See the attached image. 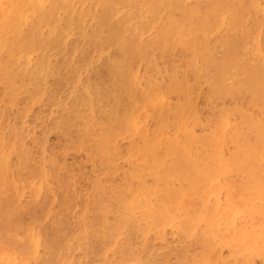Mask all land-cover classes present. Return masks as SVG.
Instances as JSON below:
<instances>
[{"label": "rangeland", "instance_id": "374dc122", "mask_svg": "<svg viewBox=\"0 0 264 264\" xmlns=\"http://www.w3.org/2000/svg\"><path fill=\"white\" fill-rule=\"evenodd\" d=\"M69 1L93 55L57 47L65 22L47 41L28 26L35 59L54 57L50 87L33 102L36 81L13 76L15 109L0 79V264H264V0ZM81 78L83 96L61 87ZM218 151L236 165L224 175Z\"/></svg>", "mask_w": 264, "mask_h": 264}, {"label": "bare ground", "instance_id": "6f19581e", "mask_svg": "<svg viewBox=\"0 0 264 264\" xmlns=\"http://www.w3.org/2000/svg\"><path fill=\"white\" fill-rule=\"evenodd\" d=\"M74 1V0H73ZM104 2L106 0H103ZM109 1V0H108ZM139 1V0H138ZM187 1V0H186ZM190 1V0H189ZM192 1V0H191ZM190 1V2H191ZM128 2V1H127ZM131 2V1H130ZM135 2V1H134ZM89 3V2H88ZM95 3V2H94ZM100 3V2H99ZM107 3V1H106ZM163 3V2H162ZM103 4V3H102ZM127 4V3H126ZM172 4V3H171ZM186 4V3H185ZM78 5V3H77ZM81 5V4H80ZM93 6V4H91ZM98 5V3H97ZM96 5V6H97ZM101 5V4H100ZM120 5V4H119ZM125 5V4H124ZM173 5V4H172ZM176 5V4H175ZM264 5V4H263ZM118 6V5H117ZM91 7V6H90ZM107 7V6H106ZM124 7V6H123ZM167 7V6H166ZM185 7V6H184ZM81 8V7H80ZM86 8V7H85ZM116 8V7H115ZM82 9V8H81ZM91 9V8H90ZM117 9V8H116ZM119 9V8H118ZM117 9V10H118ZM141 9V8H140ZM172 9V8H171ZM76 10L77 6L75 3L71 4L69 0H0V79H2L3 84H5L6 88L9 89L8 93H10V107L13 108L18 107L17 106V99L16 96L18 97V88L17 85L14 84V80H13V76H19V75H27L29 76L31 79H33L34 81H36V83L38 85H34L32 91H29V89L27 87L24 86V90L27 91L26 93H28V95L30 96V100L34 102V99H36L41 92H43V88L42 85H48L49 80L52 77V71H54V68L56 66H51L52 64V60L53 58L48 57L47 53L43 52L42 58L41 59H35V53L38 54V52H34L31 49V43H33V39L35 38L33 35H31V37L29 38H25L23 36V30L25 27H33L34 25H37V30L35 31L36 34L41 38L43 37L46 41L49 40L51 37L50 34L53 30V27L58 26V28H61V24L63 22H65L67 25H65L64 27L61 28V30L59 29L60 33V37H59V43L57 44L58 48L64 49L65 48H69V50H72L74 55L73 56H78V57H82L85 56V53L82 52L83 50L88 53V55H90V57L93 55L91 51H87V44L86 42H82V39L84 38L85 32H86V28L84 27V24L86 23V20L83 19V15L81 14L79 19H76ZM88 10V9H86ZM99 10V9H98ZM112 10V9H111ZM124 10V9H123ZM126 10V9H125ZM144 10V9H143ZM168 10V9H166ZM165 10V11H166ZM97 12V11H96ZM111 12V11H110ZM123 12V11H122ZM131 12V11H130ZM129 12V13H130ZM143 12V11H142ZM81 13V12H80ZM118 13V12H117ZM141 13V12H140ZM102 14V13H100ZM104 14V13H103ZM147 14V13H146ZM148 15V14H147ZM241 15V14H240ZM79 16V15H77ZM110 16V15H109ZM117 16V15H115ZM119 16V15H118ZM162 16V15H161ZM86 17V14H85ZM92 17V16H91ZM95 17V16H93ZM92 17V18H93ZM105 17V16H104ZM91 18V19H92ZM108 18V17H107ZM113 17H111L112 19ZM117 18V17H115ZM143 18V17H142ZM239 18V17H237ZM253 18V17H252ZM222 19V18H221ZM255 20V19H254ZM92 21V20H90ZM101 21V20H100ZM109 21V20H108ZM234 21V20H233ZM35 22V23H34ZM131 23V22H130ZM255 23V22H253ZM178 24V23H177ZM98 25V24H97ZM103 25V24H102ZM179 25V24H178ZM177 25V26H178ZM181 25V24H180ZM260 25V24H259ZM137 26V25H136ZM219 26V23L217 25V27ZM223 26V25H222ZM225 26V23H224ZM220 27V26H219ZM262 27V26H261ZM57 28V27H56ZM179 27H177L178 29ZM222 28V27H220ZM257 28V27H256ZM176 29V30H177ZM237 29V28H236ZM244 29V28H243ZM242 29V30H243ZM90 30V29H89ZM179 30V29H178ZM182 30V28L180 29ZM218 30V28L216 29ZM215 30V31H216ZM241 30V31H242ZM247 30V29H246ZM251 30V29H250ZM257 30V29H256ZM262 29H260L261 32ZM264 30V29H263ZM58 31V32H59ZM97 31V30H96ZM137 31V30H136ZM220 30H218L219 32ZM244 31V30H243ZM100 32V31H99ZM178 32V31H177ZM235 32V31H234ZM246 32V31H245ZM57 33V32H56ZM101 33V32H100ZM216 33V32H214ZM213 33V34H214ZM239 33V31H238ZM249 33V32H248ZM77 34L79 35V37H81L82 39L76 43H73L72 41L74 40V38L77 36ZM241 34H243L241 32ZM246 34V33H245ZM260 34V33H259ZM261 35V34H260ZM27 36V35H26ZM212 36V35H211ZM249 36V35H247ZM246 36V37H247ZM12 38L16 41L17 44H24V46L28 45V49H24V50H13V51H8L7 48L9 47V45L7 44V39ZM38 37V38H39ZM144 37V36H143ZM153 37V36H152ZM213 37V36H212ZM101 38V37H100ZM239 38V37H238ZM260 38V37H259ZM142 39V37H141ZM96 40V39H95ZM250 40V39H249ZM88 41V40H87ZM254 41V40H253ZM71 42V43H70ZM103 42V41H102ZM239 44H241V41L239 40ZM244 42V41H243ZM216 43V42H215ZM256 43V41H255ZM238 44V45H239ZM49 45V44H48ZM54 45V44H53ZM245 45V44H244ZM90 46V45H89ZM217 46V45H216ZM240 46V45H239ZM253 46V44H252ZM204 47V46H203ZM249 47V46H248ZM223 48V47H222ZM238 48V47H237ZM42 49V48H41ZM60 49V50H61ZM83 49V50H82ZM249 49V48H248ZM247 49V50H248ZM40 50V49H39ZM50 50V49H49ZM57 50V49H56ZM96 50V49H95ZM46 51V50H45ZM63 51V50H62ZM239 51V50H238ZM241 51V50H240ZM256 51H258L256 49ZM255 51V52H256ZM209 52V51H208ZM249 52V51H248ZM261 52V51H259ZM246 53V52H245ZM242 53V54H245ZM104 54V53H103ZM109 54V52H108ZM254 54V53H253ZM87 55V56H88ZM250 55V54H249ZM263 55V53H262ZM65 56V55H64ZM204 56V55H203ZM253 56V55H252ZM257 56V55H256ZM67 57V56H66ZM89 57V59L87 60L86 65L88 64L87 68H86V72H89V68H94V64L96 65L99 61L101 62V58L95 57L91 59ZM250 56H248L249 58ZM261 58V57H259ZM62 59V58H61ZM66 59V58H65ZM91 59V60H90ZM246 59V58H245ZM93 61V62H92ZM255 61V60H254ZM92 62V63H91ZM141 63V62H140ZM257 63V62H255ZM244 64V63H243ZM242 64V66H243ZM258 64V63H257ZM262 64V62L260 63ZM66 66V65H65ZM85 66V64H84ZM223 66V65H222ZM69 67V66H68ZM86 67V66H85ZM84 67V68H85ZM77 68V67H76ZM239 68V67H238ZM236 68V69H238ZM140 69V68H139ZM203 71V70H202ZM238 74L240 73V69L237 70ZM219 75L220 77L215 78L213 85L211 84L212 87V92L210 93V95H212V93H214L215 91H217L220 87H222L225 84V81H227V79L225 78V75L227 74V69L220 67L219 68ZM87 73H85L86 75ZM81 75V74H80ZM137 75V74H136ZM135 76V75H134ZM144 76V75H143ZM84 77V76H83ZM55 78V77H54ZM143 78V77H142ZM84 79V78H83ZM83 79H77L76 81L73 82H69L66 83L64 85H61V87H64L65 89L69 90L70 93H72L73 95H78L77 91H79V89H81L80 92V96H83L82 93H84L87 89V85L83 86L84 82ZM138 80V78H136ZM135 79V80H136ZM141 79V78H140ZM80 80V81H79ZM200 80V79H199ZM33 81V82H34ZM60 81V80H59ZM142 81V80H141ZM21 82V81H20ZM23 82V81H22ZM28 82V81H27ZM26 82V83H27ZM99 82V81H98ZM229 82V81H228ZM30 83V81H29ZM141 83V82H140ZM139 83V84H140ZM24 84V83H23ZM29 86V85H28ZM32 86V85H31ZM30 86V87H31ZM47 86H45L47 88ZM91 86V85H90ZM142 86V85H141ZM1 87V86H0ZM29 87V88H30ZM50 87V86H49ZM188 87V86H187ZM42 88V89H41ZM143 88V87H142ZM89 89V88H88ZM45 90V89H44ZM51 90L53 91V88L51 87ZM48 91V90H47ZM201 91V90H200ZM199 91V92H200ZM162 92V91H161ZM180 93L182 95L183 99L187 98V95L189 93V90L185 88H181L180 89ZM17 94V95H16ZM24 94V93H23ZM96 94L95 92L92 93ZM193 95V94H192ZM8 96V95H7ZM6 96V97H7ZM41 97V96H40ZM71 97V96H70ZM146 98H150L151 96L149 94L145 95ZM8 98V97H7ZM55 98V97H54ZM166 98V97H165ZM190 98V97H189ZM48 99V98H47ZM170 99V98H167ZM180 99V98H179ZM21 100V99H20ZM19 100V101H20ZM37 100V99H36ZM40 100V99H39ZM52 100V99H51ZM93 101V100H92ZM2 102V101H1ZM24 102V101H23ZM46 102V101H45ZM79 102V101H78ZM169 102V101H168ZM22 103V102H21ZM44 103V102H43ZM51 103V102H50ZM81 104H84V101L80 102ZM180 103V102H179ZM24 104V103H23ZM32 103H29L28 105H26L24 108L26 111H29L30 107H31ZM37 104V103H36ZM47 104V102H46ZM59 104V102H58ZM57 104V105H58ZM87 104V103H86ZM51 105V104H50ZM49 105V106H50ZM67 105V103H66ZM93 105V104H92ZM91 105V106H92ZM137 105V104H136ZM8 106V105H7ZM43 106V105H42ZM54 106V105H53ZM56 106V105H55ZM20 107V106H19ZM41 107V106H40ZM39 107V108H40ZM76 107V106H75ZM7 108V107H6ZM23 108V107H22ZM47 108V107H46ZM93 108V107H92ZM19 109V108H18ZM178 110H182L183 112H178V114L180 116L183 115L184 113V108L183 105L177 106ZM9 110V109H8ZM22 110V109H21ZM67 110V109H66ZM93 110V109H91ZM90 110V111H91ZM36 111V109H35ZM50 111V110H49ZM88 111V112H90ZM94 111V110H93ZM197 111V110H196ZM3 112V111H2ZM0 111V114L2 113ZM22 112V111H21ZM141 112V111H140ZM148 112V111H147ZM42 113V112H41ZM40 113V114H41ZM45 113V112H44ZM64 113V112H63ZM23 114V113H22ZM21 114V115H22ZM91 114V112L89 113ZM18 115V114H17ZM20 115V116H21ZM68 115V114H67ZM73 115V113H72ZM199 115V114H198ZM3 116V115H2ZM26 116V114H25ZM65 116V115H64ZM196 116V115H195ZM4 117V116H3ZM12 117V116H11ZM14 117V116H13ZM16 117V116H15ZM22 117V116H21ZM29 117V116H28ZM25 119V118H24ZM89 121V120H88ZM93 121V120H92ZM9 122V121H8ZM17 122V121H16ZM15 122V123H16ZM64 122V121H63ZM66 122V121H65ZM64 122V123H65ZM68 122V121H67ZM76 122V121H75ZM7 123V122H6ZM26 123V122H25ZM80 123V122H79ZM17 124V123H16ZM22 124V123H21ZM90 124V123H89ZM14 125V124H13ZM94 125V124H93ZM106 125V124H105ZM142 125V124H141ZM144 125V124H143ZM35 126V125H34ZM38 126V125H37ZM97 127L99 125H96ZM145 126V125H144ZM228 126V125H227ZM39 127V126H38ZM87 127V125H85V128ZM95 127V126H94ZM93 127V128H94ZM181 127V126H180ZM4 128V127H3ZM6 128V127H5ZM48 128V127H46ZM84 128V127H83ZM89 128V126H88ZM2 129V128H1ZM14 131V135L16 133H18V131L16 130V128H12ZM34 129V128H33ZM32 129V130H33ZM50 129V127H49ZM52 129V128H51ZM50 129V130H51ZM147 129V128H146ZM3 130V129H2ZM10 130V129H9ZM22 130V129H21ZM44 130V128H43ZM149 130V129H148ZM27 131V129H26ZM49 131V130H48ZM65 131V130H64ZM181 131V130H180ZM47 132V130H46ZM150 132V131H148ZM164 132V131H163ZM22 133V132H21ZM90 133H96V132H90ZM89 133V135H91ZM81 134V133H80ZM87 134V133H86ZM99 135V134H98ZM101 135V134H100ZM136 135V133H135ZM134 135V136H135ZM162 135H164V133H162ZM168 135V134H166ZM17 136V135H16ZM93 136V135H92ZM105 136V135H104ZM126 136V135H125ZM169 136V135H168ZM15 137V136H14ZM35 137V136H34ZM89 137V136H88ZM101 137V136H99ZM109 137V136H107ZM131 137V136H130ZM80 138V137H79ZM110 138V137H109ZM123 138V137H122ZM161 138V137H160ZM30 140V139H29ZM35 140V139H33ZM101 140V139H100ZM117 140V139H116ZM127 140V139H124ZM130 140V139H129ZM128 140V141H129ZM89 141V140H88ZM118 141V140H117ZM123 141V140H122ZM23 142V141H22ZM82 142V140H81ZM86 142V140H85ZM84 142V143H85ZM96 142V141H95ZM115 142V141H114ZM162 142V141H161ZM26 143V142H25ZM131 143V142H130ZM1 144H4V139L2 137H0V153H4L3 155H1L0 157V165L7 163L6 159L8 160V156L9 154L7 152H5L3 150V147L1 146ZM72 144V143H71ZM77 144V143H76ZM82 144V143H81ZM88 144V143H87ZM238 144L240 145V143L238 142ZM24 145V144H23ZM79 145V144H78ZM84 146V144H82ZM81 145V146H82ZM114 145V144H113ZM140 146V145H139ZM79 147V146H77ZM108 150V149H107ZM8 155H7V154ZM191 153V151H190ZM147 154V152L145 153ZM11 155V154H10ZM29 155V154H27ZM26 155V156H27ZM190 155V154H189ZM13 156V155H12ZM225 156V155H224ZM220 151L216 152V158L215 163H214V167L217 172V175H220V173H222V175H224L225 171L235 167L236 165L234 164L233 160H228L224 157ZM146 157V156H145ZM4 158V159H3ZM133 158V157H129ZM139 158V157H138ZM25 159V158H23ZM135 159V158H134ZM147 159V158H146ZM128 160V158H127ZM131 160V159H130ZM141 160V159H140ZM138 160V161H140ZM161 160V159H159ZM195 160V159H194ZM10 161V159L8 160ZM146 161V160H145ZM130 162V161H129ZM17 163V162H16ZM21 163V162H20ZM115 163V162H114ZM137 163V162H135ZM34 164V163H33ZM163 164V159L161 162L158 161V166H161ZM133 165V163H132ZM139 165V164H138ZM137 165V166H138ZM19 166V165H18ZM33 167V166H32ZM3 168V167H2ZM30 168V167H29ZM135 168V167H134ZM220 168L224 169L225 171L222 172L220 170ZM237 168H240V166H238ZM37 172V171H36ZM1 173V171H0ZM105 173V172H104ZM146 174V173H145ZM49 176V175H48ZM45 177V176H44ZM52 178V177H51ZM220 178V177H219ZM102 179V178H101ZM100 179V180H101ZM157 180L161 181V177L158 176ZM221 180V179H220ZM1 181V180H0ZM33 181V180H32ZM35 181V180H34ZM217 181V180H216ZM50 182V181H49ZM139 183L141 185L142 181L139 180ZM213 183V180H212ZM211 183V184H212ZM215 183V181H214ZM40 184V183H39ZM219 184V183H218ZM217 184V185H218ZM225 184V183H224ZM1 185V184H0ZM101 185V184H100ZM223 185V184H222ZM227 185V184H226ZM225 185V186H226ZM40 186V185H39ZM38 186V187H39ZM45 187V186H44ZM104 187V186H103ZM141 187V186H140ZM37 188V187H36ZM50 188V187H49ZM192 188V187H191ZM211 188V187H210ZM221 188V187H220ZM48 189V186H47ZM52 189V188H50ZM102 189V188H101ZM140 189V188H139ZM54 190V189H53ZM140 191V190H138ZM137 191V192H138ZM183 191V190H182ZM33 193V192H32ZM48 193V192H47ZM50 193V192H49ZM191 193V192H190ZM209 194V193H208ZM50 195V194H49ZM189 195V194H188ZM211 196V195H210ZM241 196V195H240ZM13 198V197H12ZM17 199V197H15ZM134 198V197H133ZM211 198V197H210ZM138 199V198H137ZM209 199V198H208ZM180 200V199H178ZM205 200V199H204ZM13 202V200H11ZM133 201V199H132ZM11 202V203H12ZM207 202V201H206ZM218 202V201H217ZM14 203V202H13ZM230 203V202H229ZM14 205V204H13ZM199 205V204H198ZM200 206V205H199ZM212 209V208H211ZM229 209V208H228ZM55 210V209H54ZM144 210V209H143ZM221 210V209H220ZM145 211V210H144ZM155 211V210H154ZM157 211V210H156ZM213 212V211H212ZM215 212V211H214ZM230 212V211H229ZM152 214L154 212H151ZM150 213V214H151ZM218 213V212H217ZM233 213V212H232ZM66 214V213H65ZM149 214V213H148ZM151 214V215H152ZM158 214V213H157ZM156 214V216H157ZM160 214V213H159ZM158 214V215H159ZM230 215V214H229ZM161 216V214H160ZM160 216H157L158 218H160ZM191 216V215H190ZM153 217V216H152ZM188 217V216H187ZM71 218V217H70ZM156 218V219H158ZM214 218V217H213ZM99 219V218H98ZM155 219V220H156ZM212 219V218H211ZM215 219V218H214ZM160 220V219H159ZM164 220V219H163ZM162 220V221H163ZM157 221V220H156ZM155 221V222H156ZM204 221V220H203ZM212 221V222H211ZM160 222V221H159ZM185 222V221H184ZM210 233H212L213 236H215L218 233H223V231L221 230V228L219 227V221H213L210 220ZM101 223V222H100ZM158 223V222H157ZM195 224V223H194ZM232 224V223H231ZM188 225V224H187ZM190 226V225H189ZM229 226V225H228ZM129 228V226H127ZM203 228V227H202ZM201 228V229H202ZM35 229V228H34ZM200 229V230H201ZM19 231V230H18ZM222 231V232H221ZM15 232V230H14ZM184 233V232H183ZM26 235V234H25ZM210 235V236H212ZM197 236V235H196ZM208 237V236H207ZM28 238V236H27ZM32 238V237H31ZM240 235H234V239L230 240L227 237H225V240L227 243H229L230 241H234V240H240ZM36 239V238H35ZM41 239V238H40ZM30 241V240H29ZM35 241V240H34ZM211 242V241H210ZM41 243V242H40ZM18 246V245H17ZM40 246V245H39ZM123 246V245H122ZM16 249V248H15ZM91 249V248H90ZM26 250V249H25ZM260 254H263L264 252L259 251ZM94 256V255H93ZM243 257H248V254H244ZM38 262V261H37ZM236 264V263H235Z\"/></svg>", "mask_w": 264, "mask_h": 264}]
</instances>
